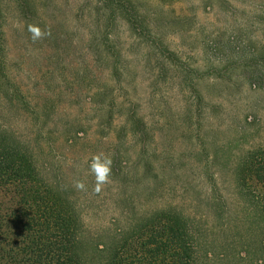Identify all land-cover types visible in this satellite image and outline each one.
I'll list each match as a JSON object with an SVG mask.
<instances>
[{"label": "rangeland", "instance_id": "1", "mask_svg": "<svg viewBox=\"0 0 264 264\" xmlns=\"http://www.w3.org/2000/svg\"><path fill=\"white\" fill-rule=\"evenodd\" d=\"M114 1L134 24L113 0H1L0 123L68 194L85 245L170 206L202 251L238 255L235 173L264 148V0ZM99 153L112 175L96 193Z\"/></svg>", "mask_w": 264, "mask_h": 264}, {"label": "trees", "instance_id": "2", "mask_svg": "<svg viewBox=\"0 0 264 264\" xmlns=\"http://www.w3.org/2000/svg\"><path fill=\"white\" fill-rule=\"evenodd\" d=\"M125 10L122 15L134 24ZM235 176L246 232L240 234L238 255L231 253L237 262H224L230 261L228 252L202 251L191 219L170 206L103 245L87 246L82 218L68 194L47 180L30 144L0 123V264H264V148L246 156Z\"/></svg>", "mask_w": 264, "mask_h": 264}, {"label": "clouds", "instance_id": "3", "mask_svg": "<svg viewBox=\"0 0 264 264\" xmlns=\"http://www.w3.org/2000/svg\"><path fill=\"white\" fill-rule=\"evenodd\" d=\"M28 32L34 43L45 37L51 36L50 29H41L35 24L28 25ZM89 171L95 176L94 191L100 193L103 190V187L110 183L112 175V159L103 153L94 155L89 165ZM74 186L78 190H85V184L82 181H76Z\"/></svg>", "mask_w": 264, "mask_h": 264}]
</instances>
